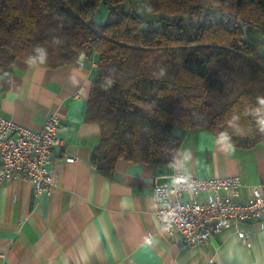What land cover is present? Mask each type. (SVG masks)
Returning <instances> with one entry per match:
<instances>
[{
  "label": "trees",
  "instance_id": "trees-1",
  "mask_svg": "<svg viewBox=\"0 0 264 264\" xmlns=\"http://www.w3.org/2000/svg\"><path fill=\"white\" fill-rule=\"evenodd\" d=\"M134 1L0 0V84L16 60L96 55L84 120L100 128L90 162L108 179L118 160L171 164L186 129L264 140V0H142L145 16Z\"/></svg>",
  "mask_w": 264,
  "mask_h": 264
},
{
  "label": "crops",
  "instance_id": "crops-1",
  "mask_svg": "<svg viewBox=\"0 0 264 264\" xmlns=\"http://www.w3.org/2000/svg\"><path fill=\"white\" fill-rule=\"evenodd\" d=\"M95 59L80 54L57 68L16 60L8 85L0 84L1 116L39 129L57 113L64 143L53 150L49 193L35 196L22 175L0 183V264H264V229L255 222L241 224L247 241L227 230L181 245L159 231L152 196L154 178L170 182L174 170L237 175L246 195L248 185L264 184V140L241 148L194 127L181 131L171 164L118 160L105 178L90 162L100 128L84 120Z\"/></svg>",
  "mask_w": 264,
  "mask_h": 264
},
{
  "label": "built area",
  "instance_id": "built-area-1",
  "mask_svg": "<svg viewBox=\"0 0 264 264\" xmlns=\"http://www.w3.org/2000/svg\"><path fill=\"white\" fill-rule=\"evenodd\" d=\"M61 126L53 112L39 129L0 115V183L22 175L35 196L49 193L57 182L49 169L53 150L64 144ZM169 176L170 182L155 177L152 187L158 229L167 238L195 247L227 230L247 241L243 222L253 221L264 229V184L248 185L244 195L237 175L200 178L174 170Z\"/></svg>",
  "mask_w": 264,
  "mask_h": 264
},
{
  "label": "rangeland",
  "instance_id": "rangeland-1",
  "mask_svg": "<svg viewBox=\"0 0 264 264\" xmlns=\"http://www.w3.org/2000/svg\"><path fill=\"white\" fill-rule=\"evenodd\" d=\"M134 4L138 7L139 12H140L142 15L145 16V15H149V14H150L149 11H148V12H145V11H143V9L141 8V6H139V5H141V4L146 5L144 1H142V0H136V1H134ZM102 19H103V13L100 12L99 15H98V20L100 21V20H102ZM179 130H180V129H179Z\"/></svg>",
  "mask_w": 264,
  "mask_h": 264
}]
</instances>
